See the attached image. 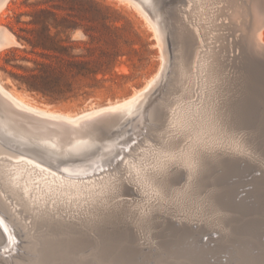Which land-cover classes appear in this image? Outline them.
<instances>
[{"label":"rangeland","instance_id":"obj_1","mask_svg":"<svg viewBox=\"0 0 264 264\" xmlns=\"http://www.w3.org/2000/svg\"><path fill=\"white\" fill-rule=\"evenodd\" d=\"M42 1L43 0H7L5 6H3V8L0 10V14H1L0 26L9 30V32L13 34L15 40H17L15 36V32L21 35H30L29 30L33 27V24L30 23V20L32 19V14L37 8L43 6V4H40ZM97 1L100 3L98 8L101 11V13L108 15L109 17V19L106 22L108 26V29L106 30V35L108 37L106 38V40L108 41V44H105L102 41V43H104L103 45L109 48V73H106L104 76L99 73L96 76L97 79L100 78L105 79L103 82L104 87L95 89L94 93L78 94L77 96L71 95L57 99H52L51 97L44 95L41 92L28 90L25 87V85L20 81V75L26 73L24 69L21 67L31 66L32 61L29 60V58H33L35 57V55L28 52L30 48L29 45L23 46L19 41L18 42L20 44H15V45L11 44L8 47L3 46L0 48V80L5 88L24 95L29 101L37 105L54 109L57 111L69 112L71 114H74L80 112L83 109H88L91 106L95 107L100 105H106L108 103L115 102V100L116 101L123 100L124 98L130 96L135 90H139L140 88L145 86L150 80L154 79L156 74L159 72L158 76L160 77L157 76V79H155V82L153 83L154 86L151 84L149 86L150 88L144 91L142 98L140 97L141 100H138L135 106L133 107V109L140 107L139 110H142L144 108H146L144 110H147L145 111L146 113L145 118L147 116L148 119L146 118L145 119L146 121L144 120V124L141 127L142 130L140 129L141 132L143 130L144 132L142 133V135L141 133L139 134L141 138L136 137V139L134 138L135 140L134 139L131 140L129 145L130 147L126 149L123 152V154H119L120 156L117 155L118 160L115 159V161L111 163L109 166H105V167H110L109 169H106L105 171L101 169L100 173L97 172V174L94 176L83 177L80 179L83 180L84 182L93 181V179H95L94 182H97V184L95 185L96 192L95 191L94 192L96 194L93 192V194L91 195L89 194L83 195L82 197L85 196V198L88 200L87 201L85 198H82V200L84 199L83 200L84 202L82 200H76L75 202L77 203H75L74 201L72 202L70 200L72 202V205H70L71 202L69 201V199H62V198H59L60 201L57 203L58 196L55 197V199L54 198L50 199V197L53 196H51V194L49 193L47 194L49 196L45 195L47 198H45L44 200H35L29 202L27 197H25L23 194L21 195L19 194L20 190L17 188V186H13L9 183L5 173L2 170L6 168L4 167L5 164L10 162L11 160H15L16 158H14L11 154H9L6 151H1L0 152V168H1L0 169V177H1L0 199L1 202L3 203V210H4V211L1 210V212L2 213L4 212L3 214L6 216V218H8L11 221L12 227L15 229V232L19 237L16 236V247L10 250L9 255H7L6 258H1L0 256V264H43L38 260L40 252L38 250L29 247V244L33 243V245L35 246L40 244L42 240L41 231L46 229V225H44L41 222L47 219L55 220V221L63 220L62 222L64 223V226L67 225L65 227L66 231L82 232L83 236H85V238H87V240L90 241V244L82 247L79 251L76 252V257H78V259L82 261V264H101L100 262L96 261L95 258H93L94 252L96 251L97 248L95 244L98 239L99 228L101 226L103 227L106 226L109 229V246L111 243L112 247L111 246L110 247L113 249L115 248V250L109 251V257H107L105 264H264V212H263L264 211L263 208L264 207V147H263L264 146V93H261L259 95L252 93L249 87H247V85L244 84V81L246 80L243 78L244 77L243 71L245 69L248 70L249 69L248 67H250L249 66L250 57L248 55V52L250 51L249 50L250 45L248 44H250L251 39L248 35L252 33V29H253L252 28L253 14H249L251 13L249 11L250 1L239 0L238 2L237 0L238 4L241 3V1L242 2L244 1L243 3L240 4V6L243 4V6L245 7V8L243 7V9L242 6L239 9V5L237 4L238 5L237 10L238 9L240 10L238 11L242 14L241 15L240 13H238V11L235 12L236 11L235 6L233 7V5H235L236 2H234V0L233 3L231 2V0H183L182 2L181 0H178L180 2H178L177 0L176 1L156 0L159 2V4H161L160 9L161 8L162 9L159 16H161L162 18L158 17L157 20L158 29H156L155 31L156 32L154 34L155 36H153L155 29L153 28L151 29V27L148 26L145 18L142 16V14H140L141 12L136 11L137 8L135 9L133 5H130L126 1H122V0H97ZM81 2L83 3L82 5L83 14L88 17L91 13L90 1L81 0ZM247 2L248 4H246ZM177 3H179V5ZM180 6L183 8H181ZM165 7L167 8L165 9ZM261 7L262 8L264 7V0H262L261 2ZM232 11L234 12L233 15H232ZM244 11L246 12L247 17ZM63 13L65 12L60 11V14ZM234 14H236V16ZM243 14H245V16ZM244 17L246 19H244ZM164 18H168L169 20ZM235 18L236 19L238 18L237 19L238 21ZM240 20L242 21L245 20L244 22L245 24L246 23L247 24L245 25L244 22L242 23V21L240 23ZM83 23L85 24L87 22L83 21ZM157 23L155 26H157ZM159 23L162 25H160ZM239 26H241V28H239ZM243 26H245L244 27L245 32L243 31L240 32V30L243 29L242 28ZM159 28L161 31L159 30ZM263 28L261 29L260 37L262 39L261 42H263L264 44ZM178 32H181L182 36H184L185 46L191 48V56L189 57V59L192 58V60H189L186 57V55L185 56L183 55L184 52L182 51V43L180 39L177 37ZM242 33L244 35H241ZM69 34L71 40L74 41L87 40V36L81 28H76L70 31ZM156 36L159 37L160 40L159 42H157V40L155 39ZM163 41L165 42L167 41L168 43L167 42L165 43ZM156 42L161 43V46H159V44L156 45ZM172 43L174 44L176 43L175 44L176 47H174L175 45ZM187 44L190 45L188 46ZM163 46L164 47L166 46L167 49L166 47L164 48ZM14 47H17V49H13ZM158 47H161L159 48L161 50H159ZM79 51L80 48L75 49V52H79ZM116 53L117 55L115 56V61H112L111 59H114V55ZM166 53L168 54L167 56ZM163 54L165 59L162 56ZM198 60L202 62L200 63ZM180 65H182L183 67H181ZM180 68L184 69L183 73ZM201 69H204L203 72H201L202 71ZM197 71H199L200 74L197 73ZM204 72L207 73L205 74ZM161 73L163 76L161 75ZM201 73H204L203 76ZM193 74H195V76ZM215 76L219 79H217ZM198 77L200 81L197 80ZM206 78L209 79L207 80ZM212 79H214L213 81L215 82H213ZM192 80H194L196 84H194ZM72 81H74V83L76 84V83H84L85 81H88V79L75 78ZM199 82L200 84H198ZM156 83H158L159 87ZM193 84L195 85V87H193L194 86ZM188 85L191 86L189 87ZM198 85L201 87H199ZM154 87L156 88L154 89ZM181 87L185 91H183ZM210 87H212L213 89ZM200 88H202L203 90ZM200 90L203 91L204 93L203 92L201 93ZM205 90L206 91L208 90V92H206ZM159 91L161 92L159 93ZM200 94L201 96H199ZM153 96H156V98H154ZM200 97H202L203 99ZM176 99H178L177 101L180 102L181 104H184V102L188 100L193 102H198V105H201L203 109H206L205 113L206 115L208 114L207 119L209 118L208 119L209 125L213 126L210 127L211 129H213L210 131L215 134L212 135L213 133H211L209 139L207 140L209 143L206 142L204 146H200L198 143V145H195L193 147L192 156L193 157L196 156L197 158H194V162L196 165L195 166L193 165L194 167H191V169L193 168L192 171L190 167H188L189 169L186 168L187 165L183 164V161L181 160V153H183L185 147L188 145V143H190V139L188 138L187 140L184 139L182 137L183 134L181 133V131L179 132L176 126L173 127L174 131H172V126L174 125H172V123H170V120L168 119L170 117L169 114L171 112V109L176 106L175 103H173L174 101L176 102ZM145 101L147 102V104ZM237 101L239 103H237ZM139 102L141 103V106H139L140 105L138 104ZM204 103H206L207 105H204ZM156 107L159 108L163 107L162 110L164 113L160 119L153 118V116H151L153 109H155ZM166 107H168V109L170 107L171 108L168 110ZM225 110L227 111V113ZM255 114L258 115L259 117L256 116ZM218 126H220L221 129H219ZM250 126H252V128ZM167 133L170 134V136ZM225 133L226 135H224ZM128 134L130 135L129 132L127 133V136ZM166 134L168 136H164ZM133 137L135 136L133 135ZM166 137H168L169 139L167 140ZM249 137L252 139H250ZM181 139L185 140V141L183 140L184 143H181L182 142ZM215 139H217L218 141ZM162 141L163 142L165 141L167 144H170V146L173 142L174 144L171 148H165L167 147L166 143L165 142L163 143ZM175 142L177 143V145L175 144ZM207 143L210 145H208ZM238 143H240V145ZM181 144H182V148L184 147V149H181L180 147ZM161 145L162 148H164V150L166 149L165 151H167L168 155L169 154L170 155L167 156V153L163 152V154L165 155L163 156L164 158L161 157L160 160L163 161L162 163H159L160 164L159 166L158 163L154 164L152 154L155 153L157 150L161 149ZM237 145H239L240 147H238ZM139 146L141 149L140 148L138 149ZM208 146L211 148L213 147V149H209ZM177 147L181 150L179 153H178L179 149ZM237 147L240 148V150ZM4 148L11 150H18V147L16 148V146H7ZM20 148H22V146ZM176 148L178 150H176ZM228 148L230 150H228ZM150 149L152 153H150L149 151ZM135 151L137 154L134 153ZM138 151H140L141 153H143L144 151L147 154V156L146 154L145 156L143 154L142 157V154ZM243 153H245V155ZM205 154L206 156H204ZM199 156H200L199 159L200 161L198 160ZM145 157L148 158L146 159L147 161H145ZM202 157L205 158L203 159ZM128 159L130 160L127 162ZM151 159L152 161H150ZM168 159H170V161ZM165 160L167 163L164 162ZM5 161L8 162L6 163ZM139 161H143L141 163L145 164L144 167H147L146 172L149 173V175L151 174L152 180L155 181L156 185L153 186L154 190L152 191L147 187H144L146 190L143 187H140L142 186L140 182L139 184H137L138 175L133 170L130 171L128 170L130 166L132 167L133 164H136ZM148 161L149 163H147ZM1 162L4 163L3 166L1 165L2 164ZM150 162H152L153 164ZM127 163L129 164L127 165ZM178 163L181 164L179 165ZM148 164L150 167L148 166ZM157 167L160 168L158 169ZM151 170H153L152 171L153 173L150 172ZM53 171L56 173V170ZM131 171L133 173H131ZM132 174L133 176H131ZM190 174L192 175V177ZM103 175L104 176L107 175V176L103 177ZM128 176L131 178H129ZM90 177L93 178L91 179ZM133 183L134 184L136 183V185L139 186L136 185L132 186ZM107 184L108 185L112 184V185L111 187L110 186L108 187ZM115 184L116 186H114ZM161 184H163V186ZM1 185L3 186V188ZM98 186L102 188L100 191H99L100 188ZM5 187L7 188V190H5L4 192L3 189H5ZM11 187H13L14 189H12ZM15 188H17L19 193L15 191ZM13 190L16 193L15 195ZM102 190L104 193L102 192ZM153 191L155 193H153ZM3 192L5 193V195L3 194ZM12 192H13V196H12ZM106 192H108L107 193L108 196L104 195L106 194ZM159 192L161 193L160 195ZM176 193L180 195H177ZM97 195L99 196V198L97 197ZM11 196L14 198H10ZM6 197L9 198L7 199ZM90 197L92 198L95 197V199L98 200H95L94 198L92 199ZM100 197H102V199ZM178 197H180V199ZM52 199L56 202H54ZM90 199L93 200L94 202L93 201L89 202ZM175 199L177 202L174 201ZM46 200L49 202H47ZM63 200H65L66 202ZM102 200L104 203L102 202ZM19 201L22 202L21 207L20 205L18 206L16 205L19 203ZM23 201H25L27 204H25V202L23 203ZM158 201L160 203H158ZM150 202L153 203L151 204ZM4 203H7V205L6 204L4 205ZM89 203L92 204L90 205ZM83 204L84 206L87 205L88 207L87 206L85 207L89 209L86 210ZM159 204H162L161 205L162 207ZM157 205L159 207H157ZM27 206H28V210H27ZM69 206L70 207L72 206L71 207L72 209ZM78 206L79 207L81 206L84 210H80L82 208L80 207L79 209ZM140 206L141 207L144 206V209L140 208ZM24 207H26V210L24 209ZM42 207L43 209H41ZM8 208L9 210L6 211V209ZM22 208L25 210V212H23ZM38 209H41L40 211L43 210L42 214L45 215L44 217L42 214L40 215L41 212ZM66 209H68L67 210L68 212L70 211L69 213L67 212L68 214L64 213ZM37 210L39 212H37ZM44 210L47 211L44 212ZM181 210L183 211L180 214ZM215 211L216 213H213ZM22 212L24 213V215ZM31 212L34 213L32 214ZM54 212L57 215L54 214ZM177 212L179 213V215ZM36 213H38L40 216H38V214L35 216ZM182 213L183 215L184 214L187 215L183 216ZM48 214H50L49 215L50 217L48 216ZM79 214H81V216ZM214 214L215 216H213ZM34 216L35 218L32 219V217ZM55 216L58 217L54 218ZM65 216L69 218V220ZM59 217L60 219H58ZM75 218L77 220H75ZM200 219L202 222L200 221ZM155 221H157L158 225ZM112 225L114 228L112 227ZM209 225H211V227H209ZM200 229L202 230V232ZM165 231L168 232L166 233ZM126 233L127 234L130 233L128 237H126L127 236ZM94 235L97 237H95ZM204 235L205 237H203ZM186 241H188V244ZM37 247L38 246H36V248ZM137 248L138 250H136ZM181 248L183 250H181ZM190 251L192 252V254L190 253ZM175 252L178 254V256ZM88 258L90 261L88 262L84 261V259H88ZM94 259L95 261H93ZM81 261H77V262L69 261L64 264H81Z\"/></svg>","mask_w":264,"mask_h":264},{"label":"bare ground","instance_id":"obj_2","mask_svg":"<svg viewBox=\"0 0 264 264\" xmlns=\"http://www.w3.org/2000/svg\"><path fill=\"white\" fill-rule=\"evenodd\" d=\"M7 0H0V10L3 8V6H5ZM122 1H126L128 4L133 5V7L136 9V11H140L139 13L142 14V16L145 18L146 23L148 24L149 27H151V29H155L153 36H155L154 34L156 33V29H158V17L160 15L161 9H160V5L158 1L156 0H122ZM176 1V0H175ZM178 1V0H177ZM183 0H181L182 2ZM248 1V0H247ZM250 3V12L249 14H253V29H252V33L249 34L248 36L250 37L251 41L253 40L256 44V46L258 45V47L263 44V42H261V29L264 27V7H261V2L262 0H249ZM180 2V1H178ZM231 2L233 3V0H231ZM234 2H236L235 5H233V7L235 6V12H237L240 7L242 6L243 9V4L240 6L241 3H243L241 1V3L238 4L237 0H234ZM164 4V3H163ZM179 5V3H177ZM239 5V9L237 10V6ZM248 4V2L246 3ZM172 7V6H171ZM181 7V6H180ZM247 7V6H246ZM167 7H165L166 9ZM169 8V7H168ZM183 8V7H181ZM245 8V7H244ZM164 9V8H163ZM234 9V8H233ZM175 10V9H172ZM245 10V9H244ZM167 11V10H166ZM171 11V10H170ZM179 11V10H178ZM240 11V10H239ZM238 11V13H240ZM246 11V10H245ZM244 11V12H245ZM164 12V11H163ZM167 13V12H166ZM172 13V12H171ZM233 11H232V15H233ZM237 13V14H238ZM243 13V11H242ZM248 13V12H247ZM173 14V13H172ZM179 14V13H178ZM182 14V13H181ZM241 14V13H240ZM246 14V12H245ZM245 14H243L245 16ZM1 15V14H0ZM163 15V14H162ZM180 15V14H179ZM236 16V14H234ZM242 15V14H241ZM165 16V15H164ZM250 16V15H249ZM248 16V18H249ZM142 17V18H143ZM167 17V16H166ZM247 17V14H246ZM162 18V17H161ZM234 18V17H232ZM240 18V17H239ZM251 18V17H250ZM160 19V18H159ZM169 20L168 18H164ZM236 19V18H235ZM238 19V18H237ZM236 19V20H237ZM242 19V18H241ZM244 19H246L244 17ZM163 20V19H162ZM161 20V23H162ZM243 20V19H242ZM240 20V23L241 21ZM180 21V20H179ZM238 21V20H237ZM245 21V20H244ZM242 21V23L244 22ZM181 22V21H180ZM249 22V21H248ZM157 23V26H155ZM182 23V22H181ZM234 23V22H233ZM239 23V22H238ZM237 23V24H238ZM160 24V23H159ZM169 24V23H168ZM245 24V22H244ZM247 24V23H246ZM245 24V25H246ZM162 25V24H160ZM165 25V24H164ZM182 25V24H181ZM241 25V24H239ZM243 25V24H242ZM168 26V25H167ZM170 27V26H169ZM243 26L242 30L243 32H245ZM239 28H241V26H239ZM264 29V28H263ZM160 30V28H159ZM157 30V31H159ZM179 30V29H178ZM161 31V30H160ZM251 31V30H250ZM263 31V30H262ZM166 34V33H165ZM0 35H2L6 41L5 45H0V48L3 46H9V45H15V38L13 36V34L11 32H9V30H7L4 27L0 26ZM162 35V34H161ZM168 35V33H167ZM166 35V36H167ZM241 35H244L243 33ZM170 36V35H169ZM191 36V35H190ZM172 37V36H171ZM170 37V38H171ZM181 43H182V51L184 52L183 55L189 59V57L191 56V48L185 46V39L184 36H182L181 32H178V36H177ZM155 38V37H154ZM158 38V39H157ZM161 38V37H160ZM168 38V37H167ZM157 40V42H159V37L156 36L155 38ZM166 39V37H165ZM249 39V38H248ZM162 40V39H161ZM164 40V39H163ZM156 45L159 44V46H161V43H157ZM165 42V41H163ZM162 42V43H163ZM167 42V41H166ZM165 42V43H166ZM250 42V41H248ZM168 43V42H167ZM164 44V43H163ZM162 44V45H163ZM174 44V43H172ZM176 44V43H175ZM174 44V45H175ZM248 44V43H247ZM166 45V44H165ZM179 45V44H178ZM188 46L190 44H187ZM251 45V42L250 44ZM180 46V45H179ZM164 47V46H163ZM166 47V46H165ZM164 47V48H165ZM176 47V45L174 46ZM161 47H158V49ZM163 48V49H164ZM3 49V48H2ZM167 49V47H166ZM178 49V48H177ZM161 50V49H159ZM170 51V50H169ZM174 51V50H173ZM181 51V52H182ZM167 52V51H165ZM172 52V51H171ZM180 52V51H179ZM162 53V51H161ZM168 54L166 53V56ZM175 55V54H174ZM180 55V54H179ZM164 58V54L162 55ZM197 56V55H196ZM203 57V56H202ZM178 58V57H177ZM176 58V59H177ZM165 59V58H164ZM169 59V56H168ZM175 59V58H174ZM200 59V58H198ZM205 59V58H204ZM203 59V60H204ZM189 60H192L189 59ZM202 60V59H200ZM208 60V59H207ZM199 61V60H198ZM244 61V60H243ZM164 62V60H163ZM194 62V61H193ZM200 62V61H199ZM202 62V61H201ZM200 62V63H201ZM209 62V61H208ZM249 62V61H248ZM166 63V61H165ZM176 64V63H175ZM194 64V63H192ZM203 64V63H202ZM168 65V64H166ZM184 65V64H183ZM165 66V65H164ZM181 67H183L182 65H180ZM195 66V65H194ZM204 66V65H203ZM202 66V67H203ZM209 66V64H208ZM239 66V65H238ZM213 67V66H212ZM161 68V67H160ZM163 68V65H162ZM172 68V67H171ZM176 68V67H175ZM188 68V67H187ZM199 68V67H198ZM239 68V67H238ZM242 68V67H241ZM165 69V67H164ZM179 69V68H178ZM181 69V68H180ZM212 69V68H211ZM245 69V68H244ZM182 73L184 72V69L182 68ZM180 70V71H181ZM203 72L204 69H201ZM212 71V70H211ZM239 71V70H238ZM163 72V70H162ZM179 72V70H178ZM215 72V71H214ZM244 72V71H243ZM181 73V72H180ZM197 73L200 74L199 71H197ZM205 74L207 72H204ZM204 73H201L202 76ZM231 73V72H230ZM229 73V74H230ZM159 72L156 74V76L154 77V79L150 80L145 86H143L142 88H140L139 90H135L130 96H128L127 98H124L123 100L120 101H116L115 102H111L108 103L106 105H100V106H95V107H90L88 109H83L80 112L71 114L69 112H62V111H57L54 109H50L47 107H43L40 105H37L31 101H29L24 95L17 93L15 91H12L10 89H7L3 86L1 80H0V152L1 151H6L9 154H11L14 158H16L15 160H11L10 162H6L7 164H5L3 172L5 173L7 180L9 181V183L13 186H17V188L20 190V193L18 192L17 188H15V191L17 193H19L20 195L23 194L25 197H27L29 202L35 201V200H44L45 198H47L45 195H47L48 193L51 194L50 197L54 198L58 196V201L57 203L60 201L59 198L62 199H69V201L71 200L72 202L76 201V200H82L83 195L86 194H93V192L95 191V185L97 184V182H94L95 179H93V181H88V182H84L83 180H80L83 177H89V176H94L97 174V172L100 173V170L102 169L103 171H105L106 169H109L110 167H105V166H109L111 163H113L115 161V159L118 160L117 155L119 154H123V152L128 149L130 146V142L132 139H136V137L141 138V136L139 135L141 133L144 132V130L141 132L140 129L144 124V120L147 118H145V111L147 110H139V108L133 109V107L135 106L136 102L138 100H141L142 95L144 93L145 90H147L148 88H150L149 86L155 82V79H157ZM198 74V75H199ZM210 74V73H208ZM162 75V73H161ZM180 75V74H179ZM195 76V74H193ZM163 76V75H162ZM184 76V75H183ZM191 76V75H190ZM206 76V75H205ZM208 76V75H207ZM238 76V75H237ZM160 77V76H158ZM200 77V76H199ZM199 77L197 80H199ZM210 77V76H209ZM214 77V76H213ZM212 77V78H213ZM216 77V76H215ZM196 78V77H195ZM203 78V77H201ZM200 78V79H201ZM217 78V77H216ZM163 79V78H162ZM161 79V80H162ZM192 79V78H191ZM194 79V78H193ZM205 79V78H204ZM203 79V80H204ZM207 79V78H206ZM209 79V78H208ZM207 79V80H208ZM219 79V78H217ZM182 80V79H180ZM195 80V79H194ZM194 80H192L194 82ZM214 79H212L213 81ZM223 80V79H222ZM158 81V80H157ZM160 81V79H159ZM158 81V82H159ZM200 81V80H199ZM217 81V80H216ZM221 81V80H220ZM218 81V82H220ZM192 82V83H193ZM197 82V81H196ZM206 82V81H205ZM204 82V83H205ZM210 82V81H209ZM215 82V81H213ZM176 83V82H175ZM182 83V82H181ZM180 83V84H181ZM158 85V83H156ZM161 84V83H160ZM190 84V83H189ZM194 84H196L194 82ZM193 84V85H194ZM200 84V82L198 83ZM210 84V83H209ZM168 85V83H167ZM176 85V84H175ZM178 85V84H177ZM206 85V84H205ZM211 85V84H210ZM154 86V85H153ZM179 86V85H178ZM189 86V85H188ZM191 86V85H190ZM189 86V87H190ZM199 86V85H198ZM197 86V88H198ZM224 86V84H223ZM159 87V85H158ZM161 87V86H160ZM195 87V85L193 86ZM201 87V86H199ZM203 87V86H202ZM215 87V85H214ZM156 87H154L155 89ZM179 88V87H178ZM182 88V87H181ZM204 88V87H203ZM212 88V87H210ZM224 88V87H223ZM194 89V88H193ZM202 89V88H200ZM207 89V88H206ZM213 89V88H212ZM161 90V89H159ZM183 90V88H182ZM188 90V88H187ZM190 90V89H189ZM203 90V89H202ZM225 90V89H224ZM228 90V89H226ZM151 91V90H149ZM185 91V90H183ZM198 91V89H197ZM206 91V90H205ZM156 92V90H155ZM161 91H159L160 93ZM187 92V91H186ZM194 92V91H193ZM200 92L202 93L203 91L200 90ZM208 92V90L206 91ZM205 92V93H206ZM150 93V92H149ZM177 93V92H176ZM179 93V92H178ZM204 93V92H203ZM157 94V93H156ZM188 94V93H187ZM194 94V93H193ZM209 94V93H208ZM207 94V95H208ZM145 95V94H144ZM148 95V94H147ZM203 95V94H202ZM226 95V94H225ZM177 96V95H176ZM201 96V94L199 95ZM209 96V95H208ZM141 97V98H140ZM154 98H156V96H153ZM180 97V96H179ZM211 97V96H210ZM209 97V98H210ZM140 98V99H139ZM146 98V97H145ZM202 98V97H200ZM174 99V98H173ZM179 99V98H178ZM176 99V102L174 101L173 103H175V107L171 109V112L169 114V120L170 123H172V131L173 127H177L179 132L181 131V133L183 134V138L187 140L190 139V143H188V145L185 147V150L183 151V153H181V160L183 161V164H186L187 167H194L196 164L194 162V158H197L196 156L193 157L192 156V149L195 145H199L200 146H204L206 144V142H208L207 140L209 139L211 133L210 130L211 129L209 125V121L207 119V115L205 113L206 109H203V107L201 105H198V102H193V101H186L184 102V104H181L180 102H178ZM187 99V98H186ZM203 99V98H202ZM207 99V96H206ZM182 100V97H181ZM194 100V99H192ZM210 100V99H209ZM213 100V99H212ZM216 100V99H215ZM144 101V100H142ZM168 101V100H167ZM205 101V100H204ZM207 101V100H206ZM239 101V100H238ZM237 101V103H239ZM146 102V101H145ZM172 103V105H173ZM183 103V102H182ZM138 104H140L139 106H141V103L139 102ZM147 104V102H146ZM171 104V103H170ZM169 104V105H170ZM144 105V103H143ZM204 105H207L206 103H204ZM138 107V106H137ZM148 108V107H147ZM163 107L159 108L156 107L155 109H153L151 116H153V118H157L160 119L163 116ZM168 109V107H166ZM171 108V107H170ZM169 108V109H170ZM230 108V107H229ZM242 108V107H241ZM150 109V108H149ZM168 109V110H169ZM208 109V108H207ZM167 110V111H168ZM211 110V109H210ZM214 110V109H213ZM241 110V109H240ZM226 111V110H225ZM239 112V111H238ZM227 113V111H226ZM230 113V112H229ZM256 113V112H254ZM165 115V114H164ZM219 115V114H218ZM256 115V114H255ZM212 116V115H211ZM258 116V115H256ZM210 117V116H209ZM259 117V116H258ZM148 119V118H147ZM211 119V118H210ZM168 120V121H169ZM216 120V119H215ZM214 120V121H215ZM218 120V119H217ZM259 120V119H258ZM146 121V120H145ZM167 121V120H166ZM165 121V122H166ZM213 121V122H214ZM239 122V121H238ZM149 123V122H148ZM167 123V122H166ZM169 123V124H170ZM146 124V123H145ZM150 124V123H149ZM239 124V123H238ZM237 124V125H238ZM236 125V127H237ZM241 125V124H240ZM254 125V124H253ZM146 126V125H145ZM166 126V125H165ZM227 126V125H226ZM168 127V126H167ZM213 127V126H212ZM219 129H221L220 126H218ZM228 127V126H227ZM252 128V126H250ZM165 128V127H164ZM166 129V128H165ZM171 129V128H170ZM176 129V128H175ZM227 129V128H226ZM240 129V127H239ZM142 130V129H141ZM164 130V129H163ZM161 130V131H163ZM217 130V129H216ZM260 130V129H259ZM167 131V130H165ZM232 131V130H231ZM240 131V130H239ZM130 133V135L127 133ZM176 132V130H175ZM220 132V131H219ZM157 133V132H156ZM166 133V132H165ZM163 133V134H165ZM216 133V131H215ZM224 133V132H223ZM238 133V132H237ZM243 133V132H242ZM248 133V132H246ZM168 134V133H167ZM164 135V136H170V134L168 135ZM179 134V133H178ZM221 134V133H220ZM233 134V133H232ZM133 135L135 137H133ZM212 135H215L214 133ZM217 135V134H216ZM226 135V133L224 134ZM160 136V134H159ZM177 136V134H176ZM218 136V135H217ZM228 136V135H227ZM235 136V135H234ZM181 137V136H180ZM181 137V138H182ZM213 137V136H212ZM225 137V136H224ZM230 137V135H229ZM238 137V135H237ZM241 137V136H240ZM144 138V137H143ZM165 138V137H164ZM167 140L169 139L168 137H166ZM179 138V137H178ZM250 138V137H249ZM134 139V140H135ZM158 139V137H157ZM173 139V138H172ZM171 139V140H172ZM183 139V140H184ZM214 139V138H213ZM212 139V140H213ZM226 139V138H225ZM231 139V138H229ZM248 139V138H247ZM252 139V138H250ZM164 140V139H163ZM178 140V139H177ZM182 140V139H181ZM180 140V141H181ZM182 140L181 143H184ZM211 140V138H210ZM217 140V139H215ZM227 140V139H226ZM144 141V139H143ZM158 141V140H157ZM160 141V140H159ZM185 141V140H184ZM214 141V140H213ZM218 141V140H217ZM240 141V138H239ZM252 141V140H251ZM161 142V141H160ZM163 142V141H162ZM165 142V141H164ZM163 142V143H164ZM230 142V141H229ZM232 142V141H231ZM234 142V141H233ZM135 143V142H134ZM145 143V142H144ZM143 143V144H144ZM166 143V142H165ZM209 143V142H208ZM207 143V144H208ZM211 143V142H210ZM216 143V142H215ZM228 143V142H227ZM174 142L171 144H167L166 146L164 145L165 148H171L173 146ZM175 144L177 145V143L175 142ZM213 144V143H212ZM219 144V142H218ZM233 144V143H232ZM240 145V143H238ZM259 144V143H258ZM148 145V144H147ZM160 145V144H159ZM186 145V144H185ZM184 145V146H185ZM210 145V144H208ZM223 145V144H222ZM239 145H237L238 147H240ZM242 145V144H241ZM7 146H16V148L18 147V150H11V149H7L4 147ZM22 146V148L20 147ZM136 146V145H135ZM213 146V145H212ZM217 146V145H216ZM226 146V143H225ZM236 146V144H235ZM149 147V146H147ZM159 147V146H157ZM179 147V146H178ZM177 147V148H178ZM181 149H184V147L182 148V144H181ZM179 147V148H180ZM214 147V146H213ZM213 147H209V149H213ZM219 147V146H218ZM228 147V145H227ZM237 147V148H238ZM247 147V146H245ZM264 147V146H263ZM14 148V147H13ZM140 148V146L138 147V149ZM151 148V147H150ZM176 148V150H178ZM203 148V147H201ZM200 148V149H201ZM207 148V145H206ZM205 148V149H206ZM232 148V147H231ZM234 148V146H233ZM242 148V147H241ZM137 149V150H138ZM141 149V148H140ZM152 149V148H151ZM151 149L149 150L150 153H152ZM158 149V148H157ZM174 149V148H173ZM215 149V148H214ZM217 149V148H216ZM221 149V148H220ZM240 150V148H238ZM244 149V148H243ZM249 149V147H248ZM166 150V149H165ZM164 148H162L161 145V149L157 150L155 153H153V160H154V164L158 163V165L160 166L159 163H162V161L160 160L161 157H163L165 154L167 153V151H165ZM172 150V149H171ZM170 150V151H171ZM175 150V151H176ZM195 150V149H194ZM226 150V149H225ZM228 150H230L228 148ZM233 150V149H232ZM235 150V148H234ZM237 150V151H239ZM252 150V149H251ZM142 151V150H141ZM181 150L179 149L178 153ZM206 151V150H205ZM209 151V150H208ZM242 151V150H241ZM140 152V151H138ZM154 152V151H153ZM169 152V151H168ZM222 152V150H221ZM230 152V151H229ZM244 152V150H243ZM136 153V151L134 152ZM141 153V152H140ZM177 153V152H176ZM197 153V152H196ZM206 153V152H205ZM211 153V152H210ZM218 153V152H217ZM225 153V152H224ZM240 153V152H239ZM242 153V152H241ZM137 154V153H136ZM143 154L145 156V152L143 151ZM204 154V153H203ZM213 154V153H212ZM223 154V153H222ZM245 155V153H243ZM252 154V153H250ZM254 154V153H253ZM126 155V154H125ZM139 155V154H138ZM170 155V154H169ZM167 153V156H169ZM208 155V154H207ZM214 155V154H213ZM255 155V154H254ZM120 156V155H119ZM140 156V155H139ZM147 156V154H146ZM178 156V155H177ZM203 156V155H202ZM206 156V154L204 155ZM259 156V155H258ZM263 156V155H262ZM126 157V156H125ZM124 157V158H125ZM176 157V156H175ZM249 157V155H248ZM129 158V157H128ZM139 158V157H138ZM141 158V157H140ZM164 158V157H163ZM162 158V159H163ZM168 158V157H167ZM166 158V159H167ZM170 158V157H169ZM203 158V157H202ZM205 158V157H204ZM203 158V159H204ZM127 159V158H126ZM145 157V161H147ZM200 159V156L198 158V160ZM211 159V158H209ZM256 159V158H255ZM116 160V161H117ZM130 159L127 160V162ZM170 161V159H168ZM180 160V158H179ZM249 160V159H248ZM3 161V160H2ZM123 161V159H122ZM121 161V162H122ZM152 161V159L150 160ZM196 161V160H195ZM200 161V160H199ZM247 161V160H246ZM262 161V160H260ZM120 162V161H119ZM134 162V161H133ZM143 161H139L136 164H133L132 167H129V171L133 170L137 175V181L139 184L142 185L140 187H147L149 188L151 191L154 190V185L155 181L152 180V176L151 174L149 175V173L146 172V168L144 167L145 164L141 163ZM166 162V160L164 161ZM177 162V161H176ZM194 162V164H193ZM250 162V161H248ZM2 166H3V162H1ZM131 163V162H130ZM149 163V161L147 162ZM152 163V162H150ZM167 163V162H166ZM197 163V162H196ZM259 163V162H258ZM129 163H127L128 165ZM153 164V163H152ZM169 164V162H168ZM174 164V163H173ZM177 164V163H176ZM179 164V163H178ZM181 164V163H180ZM179 164V165H180ZM200 164V163H199ZM246 164V163H245ZM164 165V164H162ZM194 165V166H193ZM205 165V164H204ZM149 166V164H148ZM157 166V165H155ZM232 166V165H231ZM113 167V166H112ZM123 167V166H122ZM150 167V166H149ZM164 167V166H163ZM166 167V166H165ZM173 167V165H172ZM185 167V165H184ZM3 168V167H2ZM158 168V167H157ZM160 168V167H159ZM158 168V169H159ZM183 168V166H182ZM1 169V168H0ZM151 169V168H148ZM156 169V168H155ZM162 169V168H161ZM173 169V168H172ZM189 169V168H188ZM187 169V170H188ZM193 169V168H192ZM191 169V171H192ZM56 170V173L53 171ZM126 170V169H125ZM165 170V169H163ZM178 170V168H177ZM251 170V169H250ZM148 171V170H147ZM153 170H151L150 172H152ZM155 171V170H154ZM168 171V170H167ZM186 171V170H185ZM252 171V170H251ZM257 171V170H256ZM113 172V171H112ZM259 172V171H258ZM114 173V172H113ZM125 173V172H124ZM131 173H133L131 171ZM130 173V174H131ZM134 173V174H135ZM153 173V172H152ZM191 173V172H190ZM251 173V172H250ZM105 174V172H104ZM107 174V173H106ZM126 174V173H125ZM129 174V173H128ZM161 174V173H160ZM188 174V173H187ZM110 175V174H109ZM108 175V176H109ZM112 175V173H111ZM155 175V174H153ZM191 175V174H190ZM235 175V174H234ZM237 175V174H236ZM260 175V174H259ZM102 176V175H101ZM107 176V175H105ZM103 175V177H105ZM130 176V175H129ZM128 176V177H129ZM133 176V174L131 175ZM189 176V175H188ZM252 176V175H251ZM127 177V176H126ZM136 177V176H135ZM154 177V176H153ZM164 177V176H163ZM190 177V176H189ZM192 177V175H191ZM1 178V177H0ZM91 178V177H90ZM93 178V177H92ZM91 178V179H92ZM102 178V177H101ZM107 178V177H106ZM131 178V177H129ZM133 178V177H132ZM88 179V178H87ZM86 179V180H87ZM118 179V178H117ZM189 179V178H188ZM211 179V178H210ZM136 180V179H135ZM174 180V179H173ZM113 181V179H112ZM124 181V180H123ZM128 181V180H127ZM161 181V180H159ZM178 181V180H176ZM126 182V180H125ZM135 182V181H134ZM158 182V181H157ZM119 183V182H118ZM188 183V182H187ZM223 183V182H222ZM106 184V183H105ZM117 184V183H116ZM116 184L114 186H116ZM121 184V182H120ZM128 184V183H127ZM173 184V183H172ZM108 185V184H107ZM112 185V184H111ZM111 185L109 184L108 187ZM136 185V183L132 186ZM163 186V184H161ZM160 185V186H161ZM2 186V185H1ZM139 186V185H136ZM161 186V187H162ZM180 186V185H179ZM7 187V186H6ZM5 187V190H7V188ZM99 187V186H98ZM158 187V186H157ZM175 187V186H174ZM184 187V186H183ZM253 187V186H252ZM261 187V186H260ZM3 188V186H2ZM12 189H14L13 187H11ZM10 188V189H11ZM100 188V187H99ZM104 188V187H103ZM107 188V186H106ZM122 188V187H121ZM135 188V187H134ZM133 188V189H134ZM156 188V187H155ZM159 188V187H158ZM198 188V187H197ZM196 188V189H197ZM102 188L99 189V191ZM116 189V188H115ZM142 189V188H141ZM145 189V188H144ZM143 189V190H144ZM163 189V188H160ZM182 189V188H180ZM232 189V188H231ZM104 190V189H103ZM102 190V192H103ZM142 190V191H143ZM146 190V189H145ZM171 190V189H170ZM169 190V191H170ZM176 190V189H175ZM184 190V189H183ZM229 190V189H228ZM15 191L14 195L16 194ZM113 191V190H112ZM128 191V190H127ZM126 191V192H127ZM150 191V192H151ZM156 191V190H155ZM197 191V190H196ZM232 191V190H231ZM3 192V194L5 195V193ZM11 192V191H10ZM13 192H12V196H13ZM96 192V191H95ZM94 192V193H95ZM101 192V194H102ZM125 192V193H126ZM144 192V191H143ZM161 192V191H160ZM159 192V195L161 194ZM183 192V191H181ZM204 192V191H203ZM7 193V192H6ZM98 193V192H97ZM104 193V192H103ZM108 192H106L107 195ZM110 193V192H109ZM145 193V192H144ZM149 193V192H148ZM152 193V192H151ZM153 193H155L153 191ZM157 193V192H156ZM163 193V192H162ZM167 193V192H166ZM170 193V192H169ZM192 193V192H191ZM199 193V192H198ZM220 193V192H219ZM96 194V193H95ZM94 194V196H95ZM99 194V193H98ZM116 194V193H115ZM119 194V192H118ZM117 194V195H118ZM142 194V193H141ZM177 194V193H176ZM184 194V193H183ZM217 194V193H216ZM215 194V196H216ZM7 195V194H6ZM19 195V196H20ZM88 195V196H89ZM151 195V194H148ZM168 195V194H166ZM175 195V194H174ZM180 195V194H177ZM210 195V194H209ZM10 197V198H14V197ZM49 196V195H47ZM93 196V195H92ZM101 196V195H100ZM103 196V195H102ZM108 196V195H107ZM154 196V195H153ZM158 196V195H157ZM192 196V194H191ZM201 196V194H200ZM223 196V195H222ZM16 197V196H15ZM87 197V196H86ZM97 197L99 198V196L97 195ZM104 197V196H103ZM116 197V196H114ZM119 197V196H117ZM7 198V197H6ZM9 198V197H8ZM7 198V199H8ZM17 198V197H16ZM15 198V199H16ZM92 198V197H90ZM95 199V197H93ZM92 198V199H93ZM102 199V197H100ZM105 198V197H104ZM125 198V197H124ZM156 198V197H155ZM162 198V197H161ZM168 198V197H166ZM165 198V199H166ZM180 199V197H178ZM182 198V197H181ZM205 198V197H204ZM221 198V197H220ZM18 199V198H17ZM20 199V197H19ZM61 199V200H62ZM86 199V198H85ZM121 199V198H120ZM128 199V198H127ZM160 199V198H158ZM170 199V198H169ZM199 199V198H198ZM216 199V198H215ZM6 200V199H5ZM24 200V199H23ZM26 200V198H25ZM48 200V199H47ZM46 200V201H47ZM53 200V199H52ZM57 200V199H56ZM84 200V199H83ZM82 200V201H83ZM87 200V199H86ZM98 200V199H95ZM100 200V199H99ZM105 200V199H104ZM107 200V199H106ZM113 200V198H112ZM131 200V199H130ZM207 200V199H205ZM21 201V199H20ZM18 204H16L17 206L20 205L22 202H20ZM51 201V200H50ZM54 201V200H53ZM65 201V200H63ZM62 201V203H63ZM70 201V202H71ZM79 201V202H82ZM88 201V200H87ZM86 201V202H87ZM93 200H89V202H91ZM145 201V200H143ZM151 201V200H150ZM154 201V200H153ZM156 201V200H155ZM162 201V200H161ZM166 201V200H165ZM176 201V199L174 200ZM201 201V200H200ZM214 201V200H213ZM212 201V202H213ZM4 202V201H3ZM10 202V201H9ZM12 202V201H11ZM16 202V201H14ZM25 201H23L24 203ZM49 202V201H47ZM56 202V201H54ZM66 202V201H65ZM68 202V201H67ZM69 202V203H70ZM72 202L70 205H72ZM84 202V201H83ZM94 202V201H93ZM99 202V201H97ZM103 202V200H102ZM112 202V201H111ZM115 202V201H114ZM117 202V201H116ZM135 202V201H134ZM171 202V201H170ZM177 202V201H176ZM179 202V201H178ZM190 202V201H189ZM8 203V202H7ZM7 203H4V205ZM43 203V201H42ZM77 203V202H75ZM101 203V202H100ZM104 203V202H103ZM131 203V202H130ZM151 203V202H150ZM153 203V202H152ZM151 203V204H152ZM158 203H160L158 201ZM10 204V203H9ZM8 204V205H9ZM25 204H27L25 202ZM24 204V205H25ZM52 204V203H51ZM50 204V206H51ZM60 204V203H59ZM74 204V203H73ZM90 204V203H89ZM88 204V205H89ZM92 204V203H91ZM90 204V205H91ZM107 204V203H106ZM109 204V203H108ZM143 204V203H142ZM141 204V205H142ZM147 204V203H146ZM145 204V205H146ZM169 204V203H168ZM173 204V203H172ZM192 204V203H191ZM212 204V203H211ZM39 205V204H38ZM45 205V204H43ZM47 205V204H46ZM62 205V204H61ZM66 205V204H65ZM75 205V204H74ZM79 205V204H78ZM160 206L162 204H159ZM171 205V204H170ZM195 205V204H194ZM236 205V204H235ZM15 206V205H14ZM13 206V207H14ZM53 206V205H52ZM58 206V205H57ZM60 206V205H59ZM82 206V204H81ZM80 206V207H81ZM84 206V204H83ZM87 206V205H85ZM84 206V208H86ZM116 206V205H114ZM155 206V205H154ZM190 206V205H189ZM247 206V205H246ZM250 206V205H248ZM8 207V206H7ZM12 207V206H11ZM33 207V206H32ZM38 207V206H37ZM40 207V206H39ZM68 207V206H67ZM70 207V206H69ZM72 207V206H71ZM70 207V208H71ZM79 207V206H78ZM79 207V209H80ZM88 207V206H87ZM104 207V206H103ZM110 207V206H109ZM153 207V206H151ZM157 207H159L157 205ZM162 207V206H161ZM166 207V206H165ZM199 207V206H197ZM10 208V207H9ZM6 209L7 210H9ZM47 208V206H46ZM58 208V207H57ZM74 208V207H73ZM82 208V207H81ZM106 208V206H105ZM140 208L144 209V206H140ZM146 208V207H145ZM149 208V207H148ZM181 208V207H180ZM185 208V207H184ZM192 208V207H191ZM238 208V207H236ZM264 208V207H263ZM262 208V210H263ZM19 209V208H18ZM23 209V208H22ZM24 209L26 210V207H24ZM23 209V212H25V210ZM35 209V208H34ZM37 209V208H36ZM43 209V207L41 208ZM41 209H38L39 211ZM72 209V208H71ZM77 209V208H76ZM89 208H86V210ZM154 209V208H153ZM172 209V208H171ZM187 209V208H186ZM194 209V208H193ZM218 209V208H217ZM242 209V208H241ZM1 210H3V203L1 202L0 199V252L2 255L1 258H6L7 255H9V252L11 249H14L16 247V236L19 237L17 235V233L15 232V229L12 227L11 221L6 218V216L1 212ZM17 210V209H16ZM27 210H28V206H27ZM33 210V209H31ZM37 210V212H39ZM57 210V209H56ZM62 210V209H61ZM68 209H66V211L64 213H67ZM80 210H84L83 208ZM91 210V209H90ZM105 210V209H103ZM109 210V209H108ZM112 210V209H111ZM128 210V209H127ZM136 210V209H135ZM160 210V209H159ZM201 210V209H200ZM203 210V209H202ZM220 210V209H219ZM232 210V209H231ZM239 210V209H237ZM4 211V210H3ZM47 210H44V212ZM49 211V210H48ZM52 211V209H51ZM59 211V210H58ZM75 211V209H74ZM139 211V209H138ZM148 211V210H147ZM150 211V210H149ZM183 210L180 211V214ZM212 211V210H211ZM221 211V210H220ZM223 211V210H222ZM234 211V210H233ZM16 212V211H15ZM22 212V213H23ZM27 212V211H26ZM40 215L42 214L43 210L40 211ZM60 212V211H59ZM70 212V211H69ZM68 212V213H69ZM80 212V211H79ZM82 212V211H81ZM134 212V211H133ZM137 212V211H135ZM145 212V211H143ZM226 212V211H225ZM224 212V214H225ZM264 212V211H263ZM8 213V212H5ZM21 213V214H22ZM32 213V212H31ZM30 213V214H31ZM34 213V212H33ZM32 213V214H33ZM63 213V212H62ZM67 213V214H68ZM73 213V212H71ZM77 213V212H76ZM74 213V214H76ZM83 213V212H82ZM88 213V212H87ZM98 213V212H97ZM147 213V212H146ZM152 213V212H151ZM162 213V212H161ZM178 213V212H177ZM187 213V211H186ZM213 213H216L213 212ZM211 213V214H213ZM258 213V212H257ZM19 214V213H17ZM38 213L35 214V216ZM53 214V213H52ZM54 214H56L54 212ZM66 214V215H67ZM93 214V213H92ZM106 214V213H105ZM138 214V213H137ZM144 214V213H143ZM196 214V213H195ZM209 214V213H208ZM259 214V213H258ZM8 215V214H7ZM24 215V213H23ZM29 215V214H27ZM26 215V216H27ZM38 214V216H40ZM43 217L45 216L44 214H42ZM50 214H48L49 216ZM57 215V214H56ZM62 215V214H61ZM81 216V214H79ZM84 215V214H83ZM89 215V214H88ZM87 215V216H88ZM91 215V214H90ZM95 215V214H94ZM145 215V214H144ZM179 215V213H178ZM183 215V213H182ZM187 215V214H184ZM183 215V216H184ZM189 215V212H188ZM218 215V214H217ZM220 215V213H219ZM249 215V214H248ZM260 215V214H259ZM32 217V219L35 218ZM54 216V215H53ZM60 216V215H59ZM72 216V215H70ZM77 216V215H75ZM215 216V214L213 215ZM230 216V215H229ZM21 217V216H20ZM42 217V216H41ZM50 217V216H49ZM58 217V216H57ZM56 216L54 218H57ZM66 217V216H65ZM89 217V216H88ZM91 217V216H90ZM95 217V216H94ZM101 217V216H100ZM99 217V218H100ZM124 217V215H123ZM130 217V215H129ZM142 217V216H141ZM149 217V216H148ZM186 217V216H185ZM191 217V216H190ZM200 217V216H199ZM26 218V217H25ZM29 218V217H28ZM62 218V217H61ZM67 218V217H66ZM72 218V217H71ZM83 218V217H82ZM135 218V217H134ZM189 218V217H188ZM196 218V217H195ZM194 218V219H195ZM201 218V217H200ZM39 219V218H38ZM43 219V218H42ZM41 219V220H42ZM60 219V217L58 218ZM65 219V218H63ZM69 220V218H67ZM95 219V218H94ZM102 219V218H101ZM148 219V218H147ZM208 219V218H207ZM230 219V218H229ZM228 219V220H229ZM24 220V219H23ZM75 220H77L75 218ZM85 220V219H84ZM93 220V219H92ZM91 220V221H92ZM134 220V219H133ZM138 220V219H137ZM161 220V219H160ZM29 221V220H28ZM63 221V220H62ZM62 221H55V220H45L41 223H43L44 225H46V229L39 232L41 233V242L36 248L35 245H33V243L29 244V247L38 250L40 252L39 254V261L42 262L43 264H64L66 262L69 261H81L78 259V257H76V252L79 251L82 247L87 246L88 244H90V241L87 240V238H85V236H83L82 232H71V231H66L65 227L67 225L64 226V223ZM87 221V220H86ZM89 221V220H88ZM121 221V220H120ZM182 221V220H181ZM191 221V220H190ZM194 221V220H193ZM201 221V219H200ZM65 222V221H64ZM70 222V221H69ZM80 222V221H79ZM90 222V221H89ZM88 222V223H89ZM127 222V221H126ZM134 222V221H133ZM157 223V221H155ZM154 222V223H155ZM202 222V221H201ZM211 222V221H210ZM28 223V222H26ZM38 223V222H37ZM66 223V222H65ZM72 223V220H71ZM78 223V222H77ZM83 223V222H81ZM145 223V222H144ZM147 223V222H146ZM92 224V223H91ZM122 224V223H121ZM124 224V223H123ZM173 224V223H172ZM188 224V223H187ZM209 224V223H208ZM25 225V224H24ZM89 225V224H88ZM153 225V224H152ZM158 225V223H157ZM168 225V224H167ZM171 225V223H170ZM218 225V224H217ZM34 226V225H33ZM186 226V225H185ZM188 226V225H187ZM113 227V225H112ZM152 227V226H151ZM209 227H211V225H209ZM19 228V227H18ZM89 228V227H88ZM114 228V227H113ZM144 228V227H143ZM153 228V227H152ZM214 228V227H213ZM29 229V227H28ZM43 229V228H42ZM67 229V228H66ZM75 229V228H74ZM94 229V226H93ZM134 229V228H133ZM151 229V228H150ZM157 229V228H156ZM212 229V228H211ZM31 230V229H30ZM69 230V229H68ZM172 230V229H171ZM170 230V231H171ZM174 230V229H173ZM183 230V228H182ZM187 230V229H186ZM185 230V231H186ZM201 230V229H200ZM32 231V230H31ZM30 231V232H31ZM97 231V230H96ZM18 232V231H17ZM144 232V230H143ZM166 232V231H165ZM168 232V231H167ZM166 232V233H167ZM176 232V231H174ZM198 232V231H197ZM202 232V230H201ZM215 232V231H214ZM97 233V232H95ZM182 233V232H181ZM180 233V234H181ZM200 233V232H199ZM253 233V232H252ZM28 234V233H27ZM92 234V233H91ZM127 234V233H126ZM130 234V233H129ZM126 237H128V235ZM164 234V233H163ZM173 234V233H172ZM171 234V235H172ZM187 234V233H186ZM195 234V233H194ZM204 234V233H203ZM213 234V233H212ZM246 234V233H245ZM137 235V234H136ZM170 235V236H171ZM197 235V234H196ZM95 236V235H94ZM159 236V235H158ZM161 236V235H160ZM194 236V235H193ZM97 237V236H95ZM131 237V236H130ZM135 237V236H134ZM133 237V238H134ZM137 237V236H136ZM149 237V236H148ZM168 237V236H166ZM205 237V235L203 236ZM256 237V236H255ZM131 238V239H133ZM147 238V237H146ZM173 238V237H172ZM191 238V236H190ZM155 239V238H154ZM153 239V240H154ZM195 239V238H194ZM262 239V238H261ZM93 240V239H91ZM124 240V239H123ZM147 240V239H146ZM158 240V238H157ZM199 240V238H198ZM202 241V240H201ZM147 242V241H146ZM154 242V241H153ZM178 242V240H177ZM188 244V241H186ZM35 243V242H34ZM152 243V242H151ZM197 243V242H195ZM200 243V242H199ZM116 244V243H115ZM92 245V243H91ZM94 245V244H93ZM97 246L96 251L94 252L93 258L96 259V261L100 262L101 264H105L107 257H109V251H113L115 250V248H111L112 245L110 243L109 246V229L105 226H101L99 228V233H98V239L96 241ZM118 245V244H117ZM35 246V247H34ZM178 246V244H177ZM182 246V245H181ZM185 246V245H184ZM193 246V245H192ZM187 247V246H186ZM168 248V246H167ZM244 248V247H243ZM193 249V248H192ZM196 249V248H195ZM138 250V248L136 249ZM181 250H183L181 248ZM191 250V249H190ZM94 251V250H93ZM130 251V250H129ZM174 252V251H172ZM245 252V251H244ZM251 252V251H250ZM176 253V252H175ZM190 253L192 254V252L190 251ZM177 254V253H176ZM187 254V253H186ZM170 255V253H169ZM178 256V254H177ZM175 257V256H174ZM130 258V256H129ZM95 259L93 261H95ZM176 259V258H175ZM255 259V258H254ZM76 260V261H75ZM38 261V262H39ZM84 261L88 262L90 261L89 258L88 259H84ZM83 261V262H84ZM131 261V260H130ZM120 262V261H118ZM253 262V261H252ZM251 262V263H252ZM175 263V262H174ZM82 264V261H81Z\"/></svg>","mask_w":264,"mask_h":264},{"label":"trees","instance_id":"obj_3","mask_svg":"<svg viewBox=\"0 0 264 264\" xmlns=\"http://www.w3.org/2000/svg\"><path fill=\"white\" fill-rule=\"evenodd\" d=\"M89 1L91 13L87 17L83 14L81 0H43L40 3L43 6L32 14L30 35L15 32L17 41L23 46L29 45L28 52L35 55L29 58L31 66H19L26 72L20 75V81L28 90L57 99L94 93L95 89L104 87L105 79L96 76L109 73V48L103 45L108 44L106 22L109 17L101 13L97 0ZM60 11L65 13L60 14ZM76 28L83 30L87 40L70 39V31ZM76 48L80 51L75 52ZM75 78L88 81L75 84L72 81Z\"/></svg>","mask_w":264,"mask_h":264},{"label":"water","instance_id":"obj_4","mask_svg":"<svg viewBox=\"0 0 264 264\" xmlns=\"http://www.w3.org/2000/svg\"><path fill=\"white\" fill-rule=\"evenodd\" d=\"M15 44H20L17 40ZM6 41L2 35H0V45H5ZM248 55L250 57L249 69L244 70V84L249 87L252 93L259 95L264 93V44L259 47L256 46L252 40L249 48ZM0 255L1 252H0Z\"/></svg>","mask_w":264,"mask_h":264}]
</instances>
